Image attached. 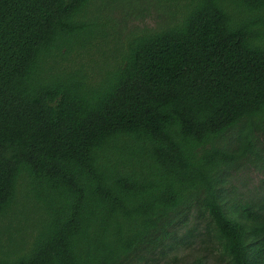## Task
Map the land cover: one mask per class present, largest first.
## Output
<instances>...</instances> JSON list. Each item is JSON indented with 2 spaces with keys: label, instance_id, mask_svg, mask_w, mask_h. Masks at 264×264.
Masks as SVG:
<instances>
[{
  "label": "trees",
  "instance_id": "16d2710c",
  "mask_svg": "<svg viewBox=\"0 0 264 264\" xmlns=\"http://www.w3.org/2000/svg\"><path fill=\"white\" fill-rule=\"evenodd\" d=\"M106 1L0 0V219L45 211L0 234V264H132L190 215L227 264H264V200L231 183L261 155L264 0H171L86 63Z\"/></svg>",
  "mask_w": 264,
  "mask_h": 264
},
{
  "label": "rangeland",
  "instance_id": "374dc122",
  "mask_svg": "<svg viewBox=\"0 0 264 264\" xmlns=\"http://www.w3.org/2000/svg\"><path fill=\"white\" fill-rule=\"evenodd\" d=\"M120 1H106L99 10H95L93 15L98 17L99 33L106 32L108 35L102 37L99 34L94 40L99 46L92 47L90 54H86V63L95 59L103 64L102 57L112 64L121 61L131 38L128 35L133 30L155 29L165 24L169 19L166 6L173 2L136 0L131 6ZM258 135L260 157L251 156L245 159L236 167L231 177V183L235 186L241 202L264 200V131L258 132ZM228 140L233 141V135L228 136L226 141ZM44 214L45 211L34 198H25L22 205L7 218L0 219V234L17 225L20 235L26 238L27 234L35 232L41 225ZM189 217L187 223L179 222L164 244L154 250V254L138 256L132 264H187L196 260L201 261V264H227L220 255L217 239L206 228V221L200 215Z\"/></svg>",
  "mask_w": 264,
  "mask_h": 264
}]
</instances>
